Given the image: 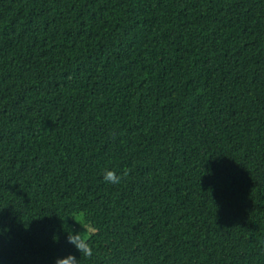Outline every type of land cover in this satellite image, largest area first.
Segmentation results:
<instances>
[{
  "label": "trees",
  "instance_id": "16d2710c",
  "mask_svg": "<svg viewBox=\"0 0 264 264\" xmlns=\"http://www.w3.org/2000/svg\"><path fill=\"white\" fill-rule=\"evenodd\" d=\"M69 253L264 264V0H0V264Z\"/></svg>",
  "mask_w": 264,
  "mask_h": 264
},
{
  "label": "clouds",
  "instance_id": "9594fccd",
  "mask_svg": "<svg viewBox=\"0 0 264 264\" xmlns=\"http://www.w3.org/2000/svg\"><path fill=\"white\" fill-rule=\"evenodd\" d=\"M103 179L105 182L116 185L121 183L123 179V174H118L116 171L111 169H105L103 173ZM80 223L79 221H76ZM82 227H85L81 224ZM86 232V229H85ZM87 239L86 235H81L78 232L70 231L67 236L69 243L75 246L77 251H79L83 256L88 257L92 254L91 247L85 242ZM54 264H77L76 257L69 253L65 257L57 258Z\"/></svg>",
  "mask_w": 264,
  "mask_h": 264
},
{
  "label": "rangeland",
  "instance_id": "374dc122",
  "mask_svg": "<svg viewBox=\"0 0 264 264\" xmlns=\"http://www.w3.org/2000/svg\"><path fill=\"white\" fill-rule=\"evenodd\" d=\"M78 220L81 221V220H82L81 217H79ZM84 226H85V227H81V229H80L81 232H80V233H81V235H86V236H88L89 233L91 232V228L88 227V226H86V225H84ZM85 229H86V232H85Z\"/></svg>",
  "mask_w": 264,
  "mask_h": 264
}]
</instances>
